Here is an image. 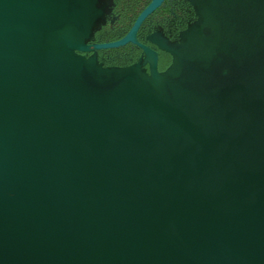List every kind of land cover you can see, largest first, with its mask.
Listing matches in <instances>:
<instances>
[{
	"label": "water",
	"instance_id": "obj_1",
	"mask_svg": "<svg viewBox=\"0 0 264 264\" xmlns=\"http://www.w3.org/2000/svg\"><path fill=\"white\" fill-rule=\"evenodd\" d=\"M94 0H0V264H264V0H209L171 65L84 53ZM206 31V33H205Z\"/></svg>",
	"mask_w": 264,
	"mask_h": 264
},
{
	"label": "flooded vegetation",
	"instance_id": "obj_2",
	"mask_svg": "<svg viewBox=\"0 0 264 264\" xmlns=\"http://www.w3.org/2000/svg\"><path fill=\"white\" fill-rule=\"evenodd\" d=\"M151 1L94 0V43L88 44L110 43L123 38ZM189 3H193L198 11L209 7V0H163L141 22L135 34L136 41L152 51L155 59L146 56L143 49L134 43H126L117 48L98 49L83 55L94 56L97 63L104 68L138 64L141 70L149 73L155 64L156 69L162 72L173 61L172 50L176 48L180 53L181 45L200 22L199 15Z\"/></svg>",
	"mask_w": 264,
	"mask_h": 264
},
{
	"label": "trees",
	"instance_id": "obj_3",
	"mask_svg": "<svg viewBox=\"0 0 264 264\" xmlns=\"http://www.w3.org/2000/svg\"><path fill=\"white\" fill-rule=\"evenodd\" d=\"M189 4L192 6V8H193V10H194V7H193L192 3H189ZM86 42H87V43H94V27H93V29L91 30V32H90V34H89V36H88Z\"/></svg>",
	"mask_w": 264,
	"mask_h": 264
}]
</instances>
